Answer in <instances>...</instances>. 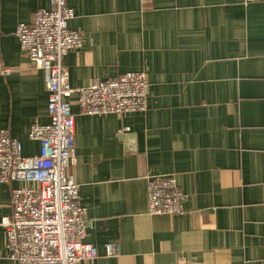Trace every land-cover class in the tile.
<instances>
[{"label":"crops","instance_id":"obj_1","mask_svg":"<svg viewBox=\"0 0 264 264\" xmlns=\"http://www.w3.org/2000/svg\"><path fill=\"white\" fill-rule=\"evenodd\" d=\"M82 47L64 58L70 84L86 87L146 71L148 109L75 114L73 171L92 220L96 261L80 264H264V0H67ZM50 0H0V130L23 156L49 121L46 72L14 34ZM175 175L183 214H149L148 181ZM16 185V183L14 184ZM11 192L0 185V218ZM108 243L118 246L106 254ZM0 264L7 257L0 226Z\"/></svg>","mask_w":264,"mask_h":264},{"label":"built area","instance_id":"obj_2","mask_svg":"<svg viewBox=\"0 0 264 264\" xmlns=\"http://www.w3.org/2000/svg\"><path fill=\"white\" fill-rule=\"evenodd\" d=\"M50 2L49 9L36 10L31 22L20 23L14 32L33 67L46 72L49 121L32 124L28 132L29 138L40 143L39 154L23 156L20 141L7 129L0 130V185L9 187L12 208L0 218V226L5 232L7 257L16 264H80L98 259L95 245L85 240L93 223L80 202L72 170L76 119L70 97L78 95L76 102L85 115L123 116L148 109L146 71H129L86 87L70 84L64 58L82 47L84 33L70 28L75 15L67 0ZM12 72L0 62V79ZM148 187L150 215L185 213L186 194L175 175L151 177ZM118 252V246L106 245L108 256Z\"/></svg>","mask_w":264,"mask_h":264}]
</instances>
